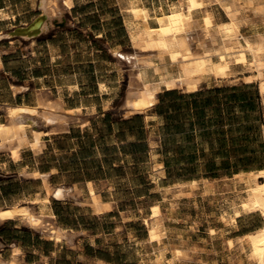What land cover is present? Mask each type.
<instances>
[{
  "label": "crops",
  "instance_id": "crops-1",
  "mask_svg": "<svg viewBox=\"0 0 264 264\" xmlns=\"http://www.w3.org/2000/svg\"><path fill=\"white\" fill-rule=\"evenodd\" d=\"M39 1L0 0V25H8L0 35V123H8L9 106L39 107L40 99L60 103L66 119L45 123L36 117L18 158L0 137V196L8 203L0 212L28 207L40 214L36 202L48 197L41 214L54 228H35L18 215L2 217L1 264L13 259L18 264H142L157 254H165L167 264H222L209 260L217 251L201 246L200 238L195 242L197 226L190 224L196 221L200 198L225 190L224 178L264 169L252 168L254 158L264 160V137L258 135L264 128V102L258 84L233 74L205 77L196 91L162 87L155 104L128 113L126 98L117 102L116 91L105 82L77 71L79 47L93 45L76 39L92 32L76 25L77 15L98 12H86L97 0H71L70 7L59 0L76 23L70 29L50 26L29 39L5 34L31 22L41 11ZM116 1L114 17L129 30L123 0ZM95 36L102 40L103 32ZM253 92L259 96L255 101ZM35 128L43 132L38 149L31 146ZM44 177L52 189L67 190L65 197L49 193ZM95 203L104 209L97 211ZM249 214L254 213L241 217ZM153 215L166 229L161 242L149 233ZM174 223L186 229H175ZM258 227L211 236L225 240L226 252L230 240L238 243ZM175 250L183 255L173 261Z\"/></svg>",
  "mask_w": 264,
  "mask_h": 264
},
{
  "label": "bare ground",
  "instance_id": "bare-ground-1",
  "mask_svg": "<svg viewBox=\"0 0 264 264\" xmlns=\"http://www.w3.org/2000/svg\"><path fill=\"white\" fill-rule=\"evenodd\" d=\"M208 1L220 6L225 19L216 20L214 14L201 19L200 11L204 8V0H167L166 5L160 4L154 8L146 6L143 0H123L132 46L142 53H147L135 54L132 57L137 70L131 78L124 102L128 113L141 112L155 104L157 92L162 87L171 89L180 86L185 91H196L206 76L226 78L235 73L234 64H241L250 69L264 96V31L254 30L244 34L242 27L250 20L241 15L244 10H249L255 17L264 19V0ZM65 2L68 7L72 5L71 0ZM39 7L41 12L31 22L16 27L8 35L18 34L24 39L38 36L63 13L59 0H40ZM193 27L198 28L195 49L190 37ZM101 88L104 89L105 84L102 83ZM39 105L9 106L8 123H0L1 145L9 147L14 158L19 157L18 150L27 140V129L32 126L36 117L45 123L66 119L60 111V103L52 99H40ZM31 132L35 137L31 146L38 149L43 132L36 128ZM28 142L30 143V140ZM240 177L241 180L235 183L241 186V192L237 193L239 202L233 205L230 220L234 222L243 213L255 212H259L264 220V169L248 172ZM44 182L49 193H54L58 198L65 197L67 190L52 189L46 177ZM36 203L40 207V214L34 213L28 207H17L8 212H0V219L18 215L25 217L35 228L52 227L50 223L46 224L45 216L41 214L44 213L49 198L39 199ZM94 207L97 211L104 209L101 203H95ZM153 217L149 224V233L161 242L166 229L158 217ZM240 238L250 247L253 259L251 264H264V226ZM182 255V251L175 250L173 261ZM164 260V256H161L153 264H163ZM3 261L0 258V264ZM11 263L18 264L16 259Z\"/></svg>",
  "mask_w": 264,
  "mask_h": 264
},
{
  "label": "rangeland",
  "instance_id": "rangeland-1",
  "mask_svg": "<svg viewBox=\"0 0 264 264\" xmlns=\"http://www.w3.org/2000/svg\"><path fill=\"white\" fill-rule=\"evenodd\" d=\"M151 1L157 2L159 5H166L167 2V0ZM116 3V0H97V2L92 4V6H87L89 8V11L86 12L96 10H98V12L86 16L83 12H80V14L83 16H80V14L77 15L78 20L76 21H79L78 24L75 23L70 15H66L64 10L62 9L63 13L61 14V17L56 18L57 20L54 19L50 28H61L67 30L72 28L76 24L84 30L92 29V32L88 37L84 35V32H81L80 36H76V39L79 41L84 42L85 40H91L93 42V45H91V48L89 47V49L83 48L82 46L79 47L80 51L82 52L78 54V63L76 66L77 71L87 74L92 73L94 77H98L95 78V82H105L109 87H111L112 90L116 91L115 96L118 99L117 102H120L127 97L131 78L134 77V74L137 70L133 65L134 62L132 57L135 54L146 55L147 53H142L132 46L129 30H127L126 28H122L120 26L121 23L119 18L114 17L116 12H118ZM101 8H103V10H101ZM248 11L244 10L242 12V15L248 17L250 22H252L251 25L249 22L248 25L242 29V32L244 34H247V32L252 33L254 30L264 31V19L255 17L252 11ZM40 12L41 11L38 10L37 14H39ZM211 14H214L216 16V20L225 19V15L223 14L220 6L217 3L204 0V8H202V10L200 11V18L204 19ZM7 26L8 25H0V35L1 31H4ZM100 31L103 32V39L97 40L95 35H97ZM9 32L10 31H5V34ZM197 35L198 28L193 27L190 32V37L193 41L194 49L195 47L197 48ZM95 49L101 50V52H99L98 54H93L94 56L92 57H90V53H85L88 50H91L92 54ZM90 60L93 62H90ZM233 69L235 70V73H233V75H240L242 81L257 83V80L255 79L253 73L246 66H242L241 64H234ZM206 77L208 78V80L215 79L212 76ZM260 134H262V136L264 137V128L263 133H259L258 135L260 136ZM240 180V176L224 178L221 181V184H223L225 187L224 191H222L217 196H211L207 199L200 198L199 206L198 208H195L193 212V216H195L196 221L190 224V226L193 227L197 226V230L194 231L197 238L194 241L197 242L199 241L197 239L200 238L202 241L201 246H208L211 249L217 251L216 253L211 254L208 257L209 260L221 262L222 264H251L253 262V259L251 258L250 247L245 242H243L242 239H238V243H234L232 240H230L228 242L229 250L224 252L225 240L213 238L211 235H216V233L218 232L224 235L229 232L230 235L228 236H232L235 234H240L242 230H244V227H256L264 225V220L261 214L257 212L254 214L244 215L243 217L238 219V224L237 226H235V228L232 226L233 221L230 220L231 210L239 202L237 193L241 192V186H239L240 184L236 185L235 183L239 182ZM237 186H239V188ZM4 200V197L0 196V206L6 207V204L8 203H6ZM186 212L192 214L190 208H187ZM218 219L221 220L218 221ZM171 226H173L175 229H186V225H179L174 223L171 224ZM159 256L160 254L148 256L147 258H144L142 264H153V262H156L159 259ZM164 258L165 260L163 264H167L168 258L165 254Z\"/></svg>",
  "mask_w": 264,
  "mask_h": 264
},
{
  "label": "trees",
  "instance_id": "trees-1",
  "mask_svg": "<svg viewBox=\"0 0 264 264\" xmlns=\"http://www.w3.org/2000/svg\"><path fill=\"white\" fill-rule=\"evenodd\" d=\"M235 96H236V94H235ZM259 96H258V93H256V92H253V97H252V99H253V101H255V98H258ZM254 106H255V103H254ZM254 113H255V109H254ZM257 115L256 114H254V117H256ZM256 162H260V164H258V167H255V163ZM264 160L262 161H259V159H253V169H256V168H263V166H264ZM237 166V165H236ZM237 170H239L238 168H237ZM264 226V225H263ZM260 227H262V226H259L258 228H260ZM257 228V229H258ZM256 229V228H255ZM254 229V230H255Z\"/></svg>",
  "mask_w": 264,
  "mask_h": 264
},
{
  "label": "water",
  "instance_id": "water-1",
  "mask_svg": "<svg viewBox=\"0 0 264 264\" xmlns=\"http://www.w3.org/2000/svg\"><path fill=\"white\" fill-rule=\"evenodd\" d=\"M39 3H40V1H39ZM16 28V27H15ZM15 28H13L9 33H12L13 31H14V29ZM10 36H12V37H17V38H20V39H23L20 35H18V34H16V35H10ZM129 59V58H128Z\"/></svg>",
  "mask_w": 264,
  "mask_h": 264
}]
</instances>
